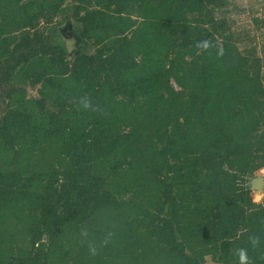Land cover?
Listing matches in <instances>:
<instances>
[{"label": "trees", "instance_id": "obj_1", "mask_svg": "<svg viewBox=\"0 0 264 264\" xmlns=\"http://www.w3.org/2000/svg\"><path fill=\"white\" fill-rule=\"evenodd\" d=\"M241 9L0 0V264H264V42Z\"/></svg>", "mask_w": 264, "mask_h": 264}, {"label": "rangeland", "instance_id": "obj_2", "mask_svg": "<svg viewBox=\"0 0 264 264\" xmlns=\"http://www.w3.org/2000/svg\"><path fill=\"white\" fill-rule=\"evenodd\" d=\"M236 3L238 5H241L242 7H244L246 4H248L250 2V0H235ZM249 13V15L247 14ZM236 16H238L237 18V22L239 23L238 24V27H242V28H249V27H252L254 26V23H253V18L252 15H251V12L248 10L246 11V7L244 9H241L239 10L238 12H236ZM251 16V17H250ZM73 26L75 23L70 21L68 23H64L62 25V28L64 27V29H71V25ZM260 28V27H259ZM258 28V29H259ZM71 34V33H70ZM259 42L261 41V45L262 43L264 42V33L262 32V30L260 29L259 30ZM73 36V35H71ZM69 39L71 40V37H69ZM72 42V40H71ZM71 42H68V47L71 48ZM258 42V44H259ZM257 44V45H258ZM85 52H92L93 51V47L87 43L85 48H84ZM259 54L261 55V46H260V49H259ZM263 54V52H262ZM262 72L264 73V65L262 66ZM30 94L36 96L37 93H36V89L35 88H32L30 90ZM256 176H262L263 177V184H264V169L263 170H259L256 174ZM253 184H249L248 187H249V196H250V199L253 203L255 204H260L262 203V197H263V190L261 192H259L258 190L254 189L252 187ZM205 264H216L214 263L209 257H206V262Z\"/></svg>", "mask_w": 264, "mask_h": 264}, {"label": "built area", "instance_id": "obj_3", "mask_svg": "<svg viewBox=\"0 0 264 264\" xmlns=\"http://www.w3.org/2000/svg\"><path fill=\"white\" fill-rule=\"evenodd\" d=\"M245 7L246 11L249 10L251 12V18H257L260 20L261 23L259 25V30L261 29L264 33V0H250V2L243 7V9ZM247 14L249 15V13Z\"/></svg>", "mask_w": 264, "mask_h": 264}, {"label": "clouds", "instance_id": "obj_4", "mask_svg": "<svg viewBox=\"0 0 264 264\" xmlns=\"http://www.w3.org/2000/svg\"><path fill=\"white\" fill-rule=\"evenodd\" d=\"M204 46L206 47L207 44L205 42ZM250 241L252 243V245H256L258 242V238L253 236L250 237ZM238 255V259H239V264H248V255H247V251L245 249H239L237 252Z\"/></svg>", "mask_w": 264, "mask_h": 264}, {"label": "water", "instance_id": "obj_5", "mask_svg": "<svg viewBox=\"0 0 264 264\" xmlns=\"http://www.w3.org/2000/svg\"><path fill=\"white\" fill-rule=\"evenodd\" d=\"M249 184H253L252 187L261 192L263 190V177L255 176L250 180Z\"/></svg>", "mask_w": 264, "mask_h": 264}, {"label": "flooded vegetation", "instance_id": "obj_6", "mask_svg": "<svg viewBox=\"0 0 264 264\" xmlns=\"http://www.w3.org/2000/svg\"><path fill=\"white\" fill-rule=\"evenodd\" d=\"M70 30V29H69Z\"/></svg>", "mask_w": 264, "mask_h": 264}]
</instances>
